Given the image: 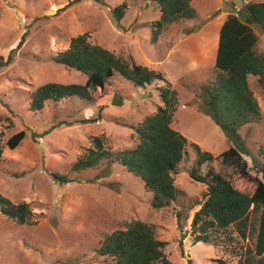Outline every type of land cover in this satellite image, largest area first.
I'll list each match as a JSON object with an SVG mask.
<instances>
[{
    "label": "rangeland",
    "instance_id": "374dc122",
    "mask_svg": "<svg viewBox=\"0 0 264 264\" xmlns=\"http://www.w3.org/2000/svg\"><path fill=\"white\" fill-rule=\"evenodd\" d=\"M70 1L0 0V194L14 204H26L29 211L27 224L0 214V264H106L97 251L107 237L132 221L155 226L171 264H214L216 260L264 264V256L255 254L260 205L242 222L243 237L239 228H231L229 249L234 253L224 248L226 242H220L221 247L193 244L191 219L206 188L188 176L196 158L194 144L216 157L212 168L234 187L241 184L236 176L243 164L264 183V159L259 154L264 144V90L257 77L248 76L247 84L260 118L239 130L244 146L239 162H223L220 155L232 144L200 110L202 87L218 74L214 60L222 23L247 2L264 0H190L196 17L164 26L153 43L152 24L160 15L156 4L81 0L67 6ZM122 3L127 9L117 23L111 13ZM252 27L258 37L255 53L264 57V33L259 26ZM83 34L118 57L162 73L176 92L171 128L188 144L173 176L181 194L170 208L153 210L143 182L118 162L107 164L104 159L94 168L72 170L93 148L94 139L113 155L134 148L138 143L135 128L163 106L157 88L164 82L134 87L115 74L103 90L94 93L92 103L69 98L47 101L41 111H30V96L38 87L85 83L86 76L52 60L68 48L72 38ZM116 95L119 106L112 105ZM22 130L25 139L9 150L6 140ZM205 170L203 166L201 172ZM52 174L69 182L60 184ZM178 211L180 228L175 218ZM238 252L241 255L235 256Z\"/></svg>",
    "mask_w": 264,
    "mask_h": 264
},
{
    "label": "trees",
    "instance_id": "16d2710c",
    "mask_svg": "<svg viewBox=\"0 0 264 264\" xmlns=\"http://www.w3.org/2000/svg\"><path fill=\"white\" fill-rule=\"evenodd\" d=\"M80 1L72 0L67 6ZM144 1L146 5L156 4L160 11L159 19L152 24L151 43L161 35L164 26L179 20H191L197 15L190 0ZM126 9L125 3L112 9L115 22L121 21ZM252 26H259L264 33V2H247L236 15L230 14L222 23L214 60V68L218 74L209 85L202 87L201 112L216 123L226 140L232 144L221 153L223 162H239L244 150L239 130L260 118L258 103L247 84L248 76H255L264 90V57L255 53L258 37ZM52 60L86 76L85 83H47L38 87L30 96L29 109L32 112L41 111L47 101L77 98L92 103L94 93L98 89L103 90L115 74L134 87L143 88L153 82H164L163 87L157 88L163 106L158 107L154 114L146 117L135 128L138 143L134 148L113 155L103 149L99 139H94L93 148L86 150L74 163L72 170L79 172L94 168L104 159L108 161L107 164L118 162L143 182L144 189L151 194L150 206L153 210L170 208L181 194L174 184L173 176L177 174L188 143L184 136L171 128L176 92L165 81L163 74L136 65L131 58L116 56L91 43L86 34L72 38L68 48ZM1 64L0 59V67ZM95 121L96 119L85 122ZM25 136V131H19L6 140L5 146L14 150ZM192 146L195 148L196 158L188 176L193 182L206 188V192L202 194L203 202L196 204L199 208L191 219L190 235L193 244L221 247L220 242H226L224 248L230 251L233 240L231 226L245 219L250 210L260 205L261 214L255 240V254L260 257L264 253V183L243 164L236 176L241 184L234 187L230 180H225L212 168L211 163L216 157L194 144ZM2 153L0 147V160ZM259 154L264 159V144L259 149ZM203 166L206 167L204 173L201 172ZM52 177L60 184L69 182L60 175L52 174ZM0 214L18 224H27L29 211L26 204H14L0 194ZM175 218L176 226L180 228L181 212H176ZM165 247L166 243L157 238L154 225L132 221L127 224L126 229L117 230L107 237L97 254L106 259V264H171L164 253ZM240 253H235V256H240ZM214 264L227 263L216 260Z\"/></svg>",
    "mask_w": 264,
    "mask_h": 264
},
{
    "label": "crops",
    "instance_id": "0c3cea01",
    "mask_svg": "<svg viewBox=\"0 0 264 264\" xmlns=\"http://www.w3.org/2000/svg\"><path fill=\"white\" fill-rule=\"evenodd\" d=\"M253 211H254V210H250L249 213L247 214V216H246L245 219H243L242 221H240V222H238V223H236V224H234V225L231 226V228L234 227V229H235L236 227L239 228V231H237V232H239V233L241 234L240 237H243V226H244V225H242V224H243L242 222H244L245 220H247V219H248V216H249L250 213L253 212ZM260 214H261V212H260ZM262 256H264V253H263L260 257H262Z\"/></svg>",
    "mask_w": 264,
    "mask_h": 264
},
{
    "label": "water",
    "instance_id": "95a60500",
    "mask_svg": "<svg viewBox=\"0 0 264 264\" xmlns=\"http://www.w3.org/2000/svg\"><path fill=\"white\" fill-rule=\"evenodd\" d=\"M121 104V100L118 97V95L114 96L113 100H112V105L113 106H119ZM191 229H192V224H191Z\"/></svg>",
    "mask_w": 264,
    "mask_h": 264
}]
</instances>
